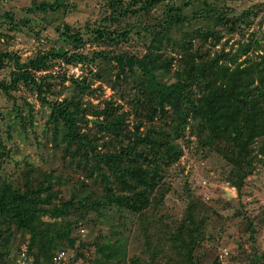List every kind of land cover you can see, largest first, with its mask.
<instances>
[{"label": "rangeland", "instance_id": "rangeland-1", "mask_svg": "<svg viewBox=\"0 0 264 264\" xmlns=\"http://www.w3.org/2000/svg\"><path fill=\"white\" fill-rule=\"evenodd\" d=\"M147 1L122 0L132 2V12L119 16L120 5L113 12L107 0H0V54H17L23 62L50 50L79 55L72 64L54 60L35 77L49 86V102L70 101V111L80 108L77 129L91 148L118 153L138 136L148 138L149 155L162 152L166 142L182 152L177 162L162 166L143 211L91 208L109 184L91 174L94 157H82L90 150L68 144L65 127L34 91L22 85L9 96L0 91V188L23 190L26 183L35 187L51 180V204L72 202L64 218L42 217L62 231L70 227L51 258L30 241L27 229L0 216V264H264V137L254 142L249 164L238 173L232 148L219 140L204 145L207 134L198 123L189 121L175 133L169 108L166 117L150 120L137 102L143 97L135 82L119 75L124 68L111 60L119 55L155 60L164 83L184 76L190 63L257 64L264 58V0H165L152 8ZM42 5L58 9L37 10ZM176 15L184 24L170 22ZM99 31L109 37L97 38ZM246 45L249 52L242 55ZM12 70L5 67L0 79L9 81ZM198 89L193 92L201 95ZM120 117L117 135L96 127ZM153 140L163 144L151 151ZM105 175L117 185L113 172ZM191 232L190 255L183 247L179 255L172 241L183 238L187 247Z\"/></svg>", "mask_w": 264, "mask_h": 264}, {"label": "trees", "instance_id": "trees-1", "mask_svg": "<svg viewBox=\"0 0 264 264\" xmlns=\"http://www.w3.org/2000/svg\"><path fill=\"white\" fill-rule=\"evenodd\" d=\"M164 1L148 0L147 2L149 8H152ZM107 4L113 12L118 9L119 4V16L132 12V2L123 5L122 0H107ZM57 9L58 5H42L37 10L55 12ZM205 11L209 10L205 9ZM170 22L184 24L185 20L176 15L170 19ZM94 33L97 34V38L109 37L106 31ZM72 42L79 44L78 39ZM248 52L249 45H246L242 55ZM100 55L97 53L93 58H98ZM113 58L111 60H115L117 65L124 68V70L119 69V75L122 74L125 79L130 78L135 82V88L143 97V99L137 97V102L148 111L150 120L157 118L158 114L161 118L166 117L168 114L166 108H169L174 114L172 122H175L173 126L175 133L183 131L189 121L198 123L200 132L207 134L204 145H211L219 140L226 142L232 148L231 161L237 165L238 173H241L249 164L248 158L252 154V145L257 139L264 137V58L257 64L251 63L243 68H240L241 64L233 68L222 65L219 64V60L212 61L209 67L195 68L193 63H190L185 75H177L172 83L162 81L157 73L155 60L147 61L132 55H119ZM57 59L72 64L80 60V57L77 54L68 55L67 52L50 50L38 53L23 62L17 54L1 53L0 72L8 65H12L13 70L9 74V81L0 79V91L9 96L10 91L20 85L34 91L42 106L51 107V116L54 121L56 123L59 121L65 127L68 144L77 142L79 148L76 150H90V155H87V151L81 154L86 161L89 157H94L91 174L96 172L99 178L101 177L109 184L106 187L107 194L93 203L91 208L115 205L132 213L143 211L149 206V197L160 183L162 166L177 162L182 155L180 148L171 146L167 142L163 144L153 140L150 143L151 151L159 144H163L160 147L163 151L149 155L146 148L148 138L138 136L133 143L121 145L118 153L101 154L91 148L85 135L77 129L76 116L81 112L80 108L72 104L76 108L70 111V101L49 102L47 99L49 86L45 81L37 80L35 77L37 71L49 68L50 64ZM208 76L212 79L207 80ZM255 80H259V83L255 84ZM74 83L79 85L76 81ZM193 87L199 88L202 94L196 95ZM85 90L87 87L81 88L80 92L85 93ZM122 124L123 119L120 117L114 121L105 119L103 125H96V127L117 135ZM106 171L113 172L117 180L116 186L109 182L105 175ZM50 181L45 180L35 187L26 183L23 190L0 188V216L17 228L27 229L30 233V241L34 240L38 250L49 258L55 245L69 236L66 232L70 227L62 231L57 227V223L44 222L42 217L49 216L54 221L62 219L72 205L71 201L65 202L60 207L51 204L53 196L48 193L51 191ZM192 233L186 240L187 247L184 246L183 238L171 239L172 243L176 241L173 248L179 255L182 247L186 249L187 256L190 255L191 247L194 245ZM37 263L40 264V262Z\"/></svg>", "mask_w": 264, "mask_h": 264}, {"label": "water", "instance_id": "water-1", "mask_svg": "<svg viewBox=\"0 0 264 264\" xmlns=\"http://www.w3.org/2000/svg\"><path fill=\"white\" fill-rule=\"evenodd\" d=\"M216 261H214V263L213 264H217V263H215Z\"/></svg>", "mask_w": 264, "mask_h": 264}]
</instances>
